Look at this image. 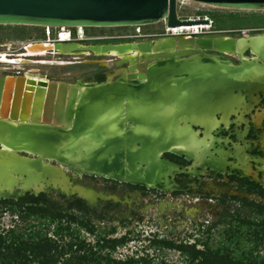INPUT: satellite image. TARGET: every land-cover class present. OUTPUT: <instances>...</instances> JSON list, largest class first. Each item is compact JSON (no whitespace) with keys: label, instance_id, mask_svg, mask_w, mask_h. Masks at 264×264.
<instances>
[{"label":"flooded vegetation","instance_id":"1","mask_svg":"<svg viewBox=\"0 0 264 264\" xmlns=\"http://www.w3.org/2000/svg\"><path fill=\"white\" fill-rule=\"evenodd\" d=\"M178 6L179 2L177 12ZM241 10L243 9L230 10L220 16L195 12V16L192 17L197 23L191 25V30L177 31L175 28L180 29L190 25L173 28L165 21H160L158 23L162 25L158 31L147 33L141 28L143 34H148L145 37L122 38L120 35H114L109 38L89 36L80 39L71 35L74 40L79 38L78 41L71 40V42L87 46L104 43L131 45L128 52L122 53V56L119 53L114 55L111 51L107 54L87 51L66 54L48 51L31 55L26 51L27 45L33 44L34 36L5 34L0 31V104L23 101L24 93L33 92L32 88L20 87L23 78L35 81V86L40 81L42 83L40 87L43 88H45L44 83L51 81L69 82L63 77L50 75L49 71L41 67L51 64L67 66L85 63L79 57L68 59L67 55L88 57L92 54L95 56L91 59L98 65L91 75V80L77 77L74 82L69 83H102L117 79L139 81L142 78H131L129 74L137 73L133 71L138 70V62L147 57L145 54L148 49L153 50L141 43L146 41L170 42L169 40L173 39L177 43L186 39L190 43L182 49L176 46L159 51L156 60L174 58L178 53L180 54L177 57L180 58L208 55L224 67L230 66L236 71L235 74L230 73L229 77L224 69L221 74L215 72L212 78L211 75L204 76L198 82L196 90L187 91L184 98L175 101L177 106L174 104V107L169 108L168 116H164L161 111L157 118V127L153 129L156 137H164L160 128L165 126L163 120L166 118L169 119L166 126L168 131L171 133L173 129L178 136L176 135L177 138L170 147L161 150L157 157L153 154L150 157L151 153L145 152L146 159L150 158V162L155 166L156 173L152 180H149L143 168L129 171L126 162L111 176L84 173L83 170L78 172L62 165L77 185L93 188L78 179L100 178L109 184L108 189L102 192L116 196L118 199L111 197L89 203L78 194L68 196L56 189L41 193H45L55 201L78 199L80 204L84 203L89 209L100 212L106 209L108 217L104 221L124 219L128 231L135 227V230L140 232L132 223L143 224L147 232L151 226L153 228L150 229L151 233L162 239H173L177 234L189 230L195 223L197 228L193 236L192 233L188 236V240H193L190 243L196 242V238L200 236L196 231L204 227L208 228L224 217L225 209L230 202L237 203L234 207L237 212L245 210L249 216L255 217L256 214L259 216L257 210L249 209L246 204L254 202L264 204V12H255L264 10L240 12ZM178 16L180 17L179 14ZM67 29L72 34V28L67 27ZM57 30L61 32L62 27H58ZM35 38L40 39L41 43L66 42L62 41L64 39H58V36L53 40L45 36L47 41L41 37ZM51 55H57L59 58L52 59ZM104 57L108 58L107 62L95 61ZM110 62H113V68L105 65ZM12 78L19 82L11 86L9 81ZM33 86V84L27 85V87ZM205 88L207 91H204ZM147 119V116H141L139 130L136 132L154 135L146 131ZM117 123L110 128L119 127L121 132V129L127 128V124L132 122L125 121L123 127ZM95 138L93 134L85 142L93 144ZM0 148H2L1 144ZM123 173L124 175L138 173L139 180L121 178L120 175ZM27 193L11 199L18 200ZM94 199L96 201V198ZM237 212L235 215H238ZM80 215L85 214L80 212ZM130 217L133 219L127 221L126 219ZM206 229H203L201 235ZM181 240L188 242L185 238ZM181 240L177 239L179 242Z\"/></svg>","mask_w":264,"mask_h":264},{"label":"water","instance_id":"2","mask_svg":"<svg viewBox=\"0 0 264 264\" xmlns=\"http://www.w3.org/2000/svg\"><path fill=\"white\" fill-rule=\"evenodd\" d=\"M178 2L264 10V0H0V25L121 27L165 21L175 28L197 23L193 18L178 16ZM169 41L141 42L153 50L148 49L147 57L138 62V70L133 71L137 73L129 74L131 78H142L139 81L117 79L76 84L51 81L44 83L45 88L24 93L23 101L0 104V199L49 189L60 190L68 196L78 194L89 203L111 197L118 199L94 188L90 189L93 197L78 191L77 183L62 165L78 172L111 176L126 162L129 171L143 168L152 180L156 170L151 159H146L145 152L149 151L150 157L152 154L159 156L161 150L170 147L178 133L173 129L172 134L168 131V118L160 128L161 134L164 133L161 139L155 133H137L141 116H147L146 131L152 134L161 111L168 116L175 101L184 98L187 91L196 90L204 76L212 78L215 72L221 74L223 69L228 77L236 72L208 55L180 58L178 53L174 58L156 60L159 51L176 46L182 49L190 44L186 39L177 43L173 39ZM68 43H57L56 50ZM41 44L45 45L30 46L39 49ZM125 121L132 123L120 133L110 134V127L117 122L123 127ZM93 134L100 150L107 152L120 143L119 149L98 159L96 152L89 153L81 148L82 141ZM144 164L146 166L142 167Z\"/></svg>","mask_w":264,"mask_h":264},{"label":"trees","instance_id":"3","mask_svg":"<svg viewBox=\"0 0 264 264\" xmlns=\"http://www.w3.org/2000/svg\"><path fill=\"white\" fill-rule=\"evenodd\" d=\"M246 205L249 209L257 210L259 216L242 218L239 215H232L231 221L227 224L226 234L229 243L240 244L245 241L247 236L243 234L244 230L252 229L253 237L250 235L249 239H254V246L249 249L245 247L231 249L229 246L211 244L209 241L212 238L214 226L208 227L203 235H201L203 229H199L198 233L201 237H197L196 242L193 243L181 240L180 244L176 245L173 240L157 237L154 245L174 246L180 251L186 252L189 258L187 264H264V246L260 247L264 243V204L254 202ZM79 211L87 217L89 231H94L96 227L94 223L91 224L92 221L96 220L100 223L108 217L106 209L102 212L89 209L84 203L80 204L78 199L55 201L45 193L39 195L27 193L18 200L1 199L0 218L6 212H9L13 218L17 217L14 218V223L10 228L0 229V264H34V262L37 264H58L59 257L64 251L63 248H59L60 244L56 242V239L48 236L47 232L49 231L46 230V227L50 229L53 225L57 234L63 231L70 233V227L64 226L62 219L66 215L75 218L80 213ZM105 228L106 226L100 231L101 234L109 233ZM129 233L132 236L137 235L134 229L129 230ZM128 239L127 235H124L122 238H112L109 242L111 247L116 249L117 242H127ZM73 240L69 245L76 246L77 254L73 256L75 264H92L90 258L95 256L92 248L86 249L84 240L76 239L75 242ZM246 240H248V236ZM102 246H105V243ZM106 259L108 260L106 264H172L164 259L157 263L146 256L121 260L107 254ZM62 264H70V260ZM95 264H102V262L97 260Z\"/></svg>","mask_w":264,"mask_h":264},{"label":"rangeland","instance_id":"4","mask_svg":"<svg viewBox=\"0 0 264 264\" xmlns=\"http://www.w3.org/2000/svg\"><path fill=\"white\" fill-rule=\"evenodd\" d=\"M178 14L180 17H186V16H195V12H205V13H213L216 16H220L222 14H226L230 10H235V9H228L225 7H219V6H211V5H206V6H198V5H190V4H182L179 3L178 6ZM237 10V9H236ZM240 12H249V10H241ZM258 13H262L264 11H255ZM161 23H155V24H149L143 26V31L144 32H155L158 31L161 28ZM47 27L49 26H36V25H0V31L5 33V34H24L26 36H34L33 37V44H40L41 42L37 40L35 37H41V39L45 40L46 32H48ZM58 27H52L51 28V39L53 40L58 36ZM72 28V37L77 38L78 33L83 31V34L85 36H101L103 38H109L113 37L114 35H126V34H134L136 31V27L134 26H121V27H83L82 29L79 27H69ZM66 31L68 36L70 35V31L67 29V27H62V31ZM142 31V32H143ZM133 39V38H132ZM36 41V42H34ZM49 56V55H48ZM95 55H90L86 57L85 55H67L66 57L68 59H72L75 57L81 58L85 63L83 64H78V65H67V66H58V65H45L41 66L44 70L49 71L50 75L57 77V78H65L69 82H74L75 78L79 77V79L83 80H91V75L94 73L96 67L98 66L96 63H94L93 57ZM52 59H58L57 55H51ZM65 58V57H62ZM97 58V56H96ZM107 57L97 59L95 61L98 62H107ZM87 60V61H86ZM106 66H110L113 68V62H110L109 64H105ZM105 112V111H103ZM117 112H114V116H116ZM110 115V114H108ZM106 115V116H108ZM98 116V115H97ZM109 119V118H108ZM154 133V130H152ZM117 133H120V128L113 127L110 130V134L115 135ZM86 141V140H85ZM83 141L81 143V148L88 151L89 153H92V151L96 154L98 159H104L105 154L107 153H115L117 149H119L118 146H120V143L113 146V149H109L107 152L102 149L100 150V146L96 145L94 142L93 144H88L87 142ZM77 178V177H76ZM81 183L83 184H90L93 186V188L97 191H105L108 189V183L106 181L99 179H93L91 177H80L78 179ZM121 194V193H119ZM146 202V201H145ZM237 203H232L230 202V205H227V208L225 209L224 217L221 218L219 221L216 222L212 229V238L209 241L213 245L221 244L222 246H229L231 249H239L241 247L245 248H250L254 246V239H249L250 235L252 236L253 230L250 228H246L244 230L245 235V241H242L240 244H234V243H229L228 238H227V224L228 222L231 221L232 215L235 214L237 211H235L234 207L236 206ZM150 213V211H148ZM239 216L242 218H245L246 215L249 216V213L246 212L245 210H239L237 212ZM256 217L257 214L255 215ZM15 216L14 218H16ZM252 217V216H250ZM14 218L9 214V212H6L3 217L0 218V229L2 230L3 228L7 229L10 228L11 224L14 223ZM133 217L127 218V221L132 220ZM63 224L64 226H69L70 227V233L67 231H63L60 234H57L54 231V226L51 225V228L46 227V230L49 231L47 232L48 236L51 237L52 239H56V242L59 243V248H63L64 253L59 257L58 264L65 263L68 260H70V264H75L74 262V255L77 254L75 252L76 246L71 247L69 244L73 240V242L77 240H84L86 249L89 247L92 248V250L95 252V256L90 258V262L92 264H95L97 260L102 262V264H106L108 262L107 254H111L113 258L116 259H121V260H126L127 258H134L138 259L143 256L152 258L154 262H160L162 259L171 262L172 264H187L189 262V258L187 257L188 254L186 252L180 251L177 247L171 246H156L154 245V241L156 240L157 236L152 234L150 229L152 230L153 228L150 226V229L145 231L146 226L134 224L132 223L133 227L136 226L138 230H135V227L132 228L137 232V235H133L129 233V231L125 228V220L118 218L117 220L111 219V220H105L102 221V223H98L96 220L92 221L91 224L94 223L96 226L94 228V231H89L87 225L88 219L86 216L80 215L78 213L75 218H70L69 215H66L63 217ZM134 221V220H133ZM135 222V221H134ZM91 226V225H90ZM104 226H106V230L109 231V233L106 234H101L100 231L103 230ZM197 228L196 224L193 223L189 230L177 234L175 238L170 239L175 242L176 245L180 244L178 240L181 239H187L190 233L195 232V229ZM207 227H204L202 229H206ZM142 230V231H141ZM198 232V231H196ZM127 235L129 238L127 242H117L118 246L114 248L111 247L109 240L112 238H122V236ZM104 236V237H103ZM196 236V235H195ZM194 236V238H196ZM253 237V236H252ZM80 238V239H79ZM103 238V239H102ZM223 238V240H221ZM77 239V240H76ZM221 240V241H220ZM108 241V242H106ZM193 241L192 239L188 240V242ZM184 242V241H183ZM105 243V246H102ZM264 246V243L260 245L262 248ZM202 247V246H200ZM98 257V258H96ZM34 264H37V262H34Z\"/></svg>","mask_w":264,"mask_h":264},{"label":"bare ground","instance_id":"5","mask_svg":"<svg viewBox=\"0 0 264 264\" xmlns=\"http://www.w3.org/2000/svg\"><path fill=\"white\" fill-rule=\"evenodd\" d=\"M61 27H63V26H61ZM77 27H79L81 29L83 28L82 26H77ZM191 29H192L191 26H186V27L184 26V27H181L180 29L179 28L178 29L175 28V30H177V31H179V30H191ZM60 34H61V39H64V40L69 39V36H68V34H67V32L65 30L62 31ZM39 46H41V47L38 49V46H29V45H27L26 53L27 54H31V55H35V54L45 53V52H48V51H55V52H61V53L68 54V53H72V52H76V51H83V52L87 51V52H94L96 54H107V53H109L111 51V53L114 54V55L119 53L122 56V53L128 52V50L131 48V45H129V44H121V45H108V44L107 45H102V44L96 45L95 44V45L87 46V45H82V44H74V43H71V42L68 43V44H62L61 48H59L61 50H56V49H58L56 47L57 45L54 44V43L51 44L49 42H46L45 45L41 44ZM88 49L89 50L92 49L93 51H89ZM133 58H135V57H133ZM2 60H4V59H2ZM18 82H19L18 80L16 81V79L12 78L9 81V84L12 86L14 84H17ZM28 84H33L34 86L33 87H27ZM40 86H42V83L40 81L38 82L37 86H35V81H32L31 79L28 80V78H23L21 80V82H20V87L21 88H32L33 91H35L37 88H41ZM89 172H91V171H89ZM80 173H82V171ZM128 174L129 175H127V174L124 175V173H123V174L120 175V177L124 178V179H128V180H133V181L139 180L138 179V176H139L138 173H135V174L128 173ZM106 175H108V174H106ZM141 181H143V180H141ZM76 186H78V187H75V188H78V191L82 192L85 195L93 197V195H92V193L90 191L91 188L88 187L86 189V188L82 187L81 185H77V184H76ZM93 200H95V199H93Z\"/></svg>","mask_w":264,"mask_h":264},{"label":"built area","instance_id":"6","mask_svg":"<svg viewBox=\"0 0 264 264\" xmlns=\"http://www.w3.org/2000/svg\"><path fill=\"white\" fill-rule=\"evenodd\" d=\"M189 18H193V17H189ZM134 27H136V31H135L134 34L120 35V37H122V38H131V37H143V36L145 37V36H148V34H143V33H142V30H141L142 25H135ZM51 28H52V27H47L48 32H46V36H47L48 38H50L51 35H52ZM60 33H61V32L59 31V32H58V39H61V34H60ZM71 35H72V34H71V32H70L69 39H67V40H63V41L71 42V40H74V39L71 38ZM78 37H79L80 39H86V38H89V36H85V35L83 34V31L80 32V34L78 33ZM79 38H78V39H79ZM78 39H75L74 41H78Z\"/></svg>","mask_w":264,"mask_h":264}]
</instances>
